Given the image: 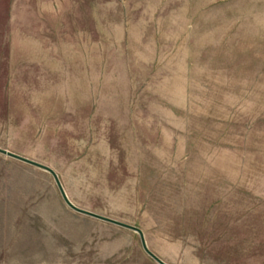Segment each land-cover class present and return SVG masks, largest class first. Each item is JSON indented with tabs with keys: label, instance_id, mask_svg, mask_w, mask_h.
<instances>
[{
	"label": "rangeland",
	"instance_id": "rangeland-1",
	"mask_svg": "<svg viewBox=\"0 0 264 264\" xmlns=\"http://www.w3.org/2000/svg\"><path fill=\"white\" fill-rule=\"evenodd\" d=\"M0 149V264H264V0H0Z\"/></svg>",
	"mask_w": 264,
	"mask_h": 264
},
{
	"label": "water",
	"instance_id": "water-1",
	"mask_svg": "<svg viewBox=\"0 0 264 264\" xmlns=\"http://www.w3.org/2000/svg\"><path fill=\"white\" fill-rule=\"evenodd\" d=\"M0 153H2V154H4V155H7V156H9V157H12V158H14V159H16V160L22 161V162H24V163L30 164V165H32V166H35V167H38V168L44 169V170H46V171L52 173V174L54 175L56 181H58L56 175L54 174V172H53L52 170H50L49 168L43 166V165H40V164H38V163H36V162H34V161H31V160H28V159H26V158L20 157V156H18V155H15V154L9 153V152H7V151H5V150H2V149H0ZM58 184H59V182H58ZM59 187H60L61 193H62V195H63V198H64L66 204H67L71 209H73L74 211H76V212H78V213H80V214H83V215H86V216H89V217H92V218L98 219V220H102V221H105V222H108V223H112V224H115V225H118V226H121V227H124V228L130 229V230H133V231L139 233L140 236H141V238H142V240H143L142 232H141L139 229L135 228V227H131V226H129V225H125V224L119 223V222H117V221H114V220H111V219H108V218H105V217H102V216L96 215V214H94V213H91V212H88V211L82 210V209H80V208H77V207L74 206L72 203H70V201L66 198L65 193H64L62 187L60 186V184H59ZM143 244H144V240H143ZM144 249H145V251H146V252H147V253H148V254H149V255H150L155 261H157L159 264H166V263H164L162 260H160L158 257H156L154 254H152V253L147 249V247H146L145 244H144Z\"/></svg>",
	"mask_w": 264,
	"mask_h": 264
}]
</instances>
